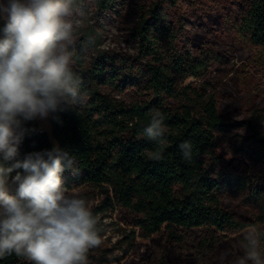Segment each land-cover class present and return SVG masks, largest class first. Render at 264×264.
<instances>
[{
  "label": "trees",
  "instance_id": "16d2710c",
  "mask_svg": "<svg viewBox=\"0 0 264 264\" xmlns=\"http://www.w3.org/2000/svg\"><path fill=\"white\" fill-rule=\"evenodd\" d=\"M131 1L80 0L100 15L126 12L134 18L127 34L134 55H92L78 40L72 67L83 81L86 100L74 111L51 114L50 136L37 120L26 122L35 131L25 136L20 158L55 145L68 152L76 161L75 172L62 173L68 194L100 189L112 212L131 217L130 226L145 247L136 264L237 261L244 255L243 234L251 226H264V201L250 196L258 212L246 220L223 208L221 196L233 192L235 184L217 154V137L230 142L232 154L248 161L254 179L264 186V107L240 121L226 118L216 88L206 82L218 64L214 54L194 50L187 30L170 20L165 0ZM231 1L236 7L233 31L264 66V0ZM154 109L168 128L160 162L146 159L144 150L157 145L142 138ZM183 141L192 143L191 162L181 158ZM93 253L88 264H105ZM0 264L30 262L10 255Z\"/></svg>",
  "mask_w": 264,
  "mask_h": 264
},
{
  "label": "clouds",
  "instance_id": "9594fccd",
  "mask_svg": "<svg viewBox=\"0 0 264 264\" xmlns=\"http://www.w3.org/2000/svg\"><path fill=\"white\" fill-rule=\"evenodd\" d=\"M86 20L91 16L80 0H0V259L88 264L89 251L103 243L88 201L69 195L64 185L62 173L73 170L74 158L58 145L23 158L19 150L35 131L26 122L74 111L85 102L83 81L72 65ZM99 50L110 46L101 44ZM164 121L154 109L144 129L142 138L157 145L144 150L150 162L163 159ZM178 147L182 160L191 162L192 143ZM243 240L244 255L236 264H264V234L251 226Z\"/></svg>",
  "mask_w": 264,
  "mask_h": 264
},
{
  "label": "rangeland",
  "instance_id": "374dc122",
  "mask_svg": "<svg viewBox=\"0 0 264 264\" xmlns=\"http://www.w3.org/2000/svg\"><path fill=\"white\" fill-rule=\"evenodd\" d=\"M150 1L132 0L131 4ZM165 6L170 20L187 30L194 50H208L218 59V64L213 65L206 82L217 90L220 112L230 120L240 121L246 119L254 108L264 107V66L258 63L231 27L236 13L232 1L165 0ZM84 8L89 12L91 21H85L87 27L78 40L84 42L92 55H134L127 34L129 29L135 27V20L129 13L115 17L100 15L89 4ZM104 43L110 46L107 52L99 50V46ZM193 81L190 79L186 84ZM112 97L126 103L129 101L128 98ZM37 122L40 129L50 136L49 117L37 119ZM217 143V154L223 161L225 173L235 184L233 192L222 194V206L242 219H249L251 214L258 212L250 196L254 195L257 200L264 201V186L254 179L249 162L232 154L231 144L226 138L218 136ZM72 194L81 195L88 201L98 221L103 243L94 249V257L104 260L105 264H136L145 247L138 238V231L130 226L131 217L118 210L112 212L107 195L102 194L100 189L89 188L69 195ZM260 231L264 234V226L260 227ZM218 264H236V261L228 258Z\"/></svg>",
  "mask_w": 264,
  "mask_h": 264
}]
</instances>
